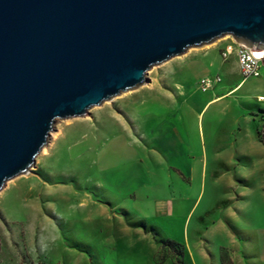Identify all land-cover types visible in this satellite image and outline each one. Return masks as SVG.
<instances>
[{
	"label": "rangeland",
	"instance_id": "obj_1",
	"mask_svg": "<svg viewBox=\"0 0 264 264\" xmlns=\"http://www.w3.org/2000/svg\"><path fill=\"white\" fill-rule=\"evenodd\" d=\"M228 41L191 48L54 126L35 166L0 191V264H264V68L243 79L233 55L220 57ZM205 75L220 76L215 91L197 90ZM168 134L181 137L170 140L176 157L163 151ZM166 240L181 258L160 249Z\"/></svg>",
	"mask_w": 264,
	"mask_h": 264
},
{
	"label": "water",
	"instance_id": "obj_2",
	"mask_svg": "<svg viewBox=\"0 0 264 264\" xmlns=\"http://www.w3.org/2000/svg\"><path fill=\"white\" fill-rule=\"evenodd\" d=\"M225 36L264 50V0H0V191L54 126Z\"/></svg>",
	"mask_w": 264,
	"mask_h": 264
},
{
	"label": "built area",
	"instance_id": "obj_3",
	"mask_svg": "<svg viewBox=\"0 0 264 264\" xmlns=\"http://www.w3.org/2000/svg\"><path fill=\"white\" fill-rule=\"evenodd\" d=\"M229 41L220 50V57L223 61L228 60L233 55L236 59L240 75L243 79L259 78L261 76V66L264 68V50L249 52L239 41L227 36ZM221 82L220 76H203L197 82V90L206 93L214 90ZM258 101H264V97H258Z\"/></svg>",
	"mask_w": 264,
	"mask_h": 264
},
{
	"label": "crops",
	"instance_id": "obj_4",
	"mask_svg": "<svg viewBox=\"0 0 264 264\" xmlns=\"http://www.w3.org/2000/svg\"><path fill=\"white\" fill-rule=\"evenodd\" d=\"M238 66V65H237ZM206 76V75H205ZM240 85V83H237L235 86H233L231 89H229L228 91H232L233 89L235 90L238 86ZM215 89V88H214ZM215 91V90H214ZM227 93H229V92H227ZM225 95H227L226 93H225ZM258 97H264V96H262V95H259ZM218 98H222V96H220V97H217L216 95L215 96H213L212 98H210L207 102H206V104L207 103H210L211 101H213V100H216V99H218ZM218 102V101H217ZM217 102H214V103H212L211 105H213V104H215V103H217ZM262 102H264V101H262ZM205 104V105H206ZM205 105H204V107H205ZM204 107L202 108V110L200 111V112H202L203 111V109H204ZM200 114V113H199ZM174 138H176L177 140L178 139H181V137H180V135H174V136H172V135H166L165 137H164V139H165V143H166V145H165V147H164V149H163V151L164 152H167L170 156H172V157H176V155H175V151L173 150V146L171 147V139H174ZM171 140V141H170ZM240 143V142H239ZM241 144V143H240ZM239 147V150L241 151V152H244L245 154L247 153V151H246V149L244 148V147H242V146H238ZM230 159H232V157L230 156ZM139 188H137L136 189V191H135V193H137V192H140V190H138ZM136 199L134 200L136 203H141V202H143L144 201V199H143V201L139 198V197H137V194H136ZM146 198V197H145ZM133 203V202H132ZM153 206H154V211L156 212V214H162L163 213V211H165L166 210V205H165V203L164 202H161V201H155L154 202V204H153ZM134 214V213H133ZM120 217H123L122 219H123V221H124V219H130L131 217H133L132 216V213H130L129 211L127 212V213H125V211H123L122 213H120ZM120 220V219H119ZM131 220V219H130ZM131 224H136V225H139V227H140V225L141 224H148V225H150V226H153L152 224H150V223H148L147 221H144V220H141V221H132V223ZM153 227H155V226H153ZM134 228L135 229H137L136 230V232L137 233H142V235H143V239L144 240H148L150 243H151V238H150V236L149 235H145L144 233H143V231L141 230V228H138V227H136L135 225H134ZM74 264H76L75 262H74Z\"/></svg>",
	"mask_w": 264,
	"mask_h": 264
},
{
	"label": "trees",
	"instance_id": "obj_5",
	"mask_svg": "<svg viewBox=\"0 0 264 264\" xmlns=\"http://www.w3.org/2000/svg\"><path fill=\"white\" fill-rule=\"evenodd\" d=\"M256 136L258 141L264 146V134L261 130H257L256 131ZM167 249L168 253L173 257H177L179 256L180 258L183 256V247L182 245L178 244L177 242H175L174 240H166L165 242H163L162 244H160V249ZM222 260V257H221ZM160 263L164 262V258H161ZM223 262V260H222ZM172 264H181V262L177 261V260H173Z\"/></svg>",
	"mask_w": 264,
	"mask_h": 264
},
{
	"label": "bare ground",
	"instance_id": "obj_6",
	"mask_svg": "<svg viewBox=\"0 0 264 264\" xmlns=\"http://www.w3.org/2000/svg\"><path fill=\"white\" fill-rule=\"evenodd\" d=\"M225 37H227V36H225Z\"/></svg>",
	"mask_w": 264,
	"mask_h": 264
}]
</instances>
